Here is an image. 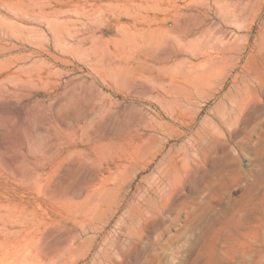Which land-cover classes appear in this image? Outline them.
<instances>
[{
  "label": "rangeland",
  "instance_id": "rangeland-1",
  "mask_svg": "<svg viewBox=\"0 0 264 264\" xmlns=\"http://www.w3.org/2000/svg\"><path fill=\"white\" fill-rule=\"evenodd\" d=\"M0 264H264V0H0Z\"/></svg>",
  "mask_w": 264,
  "mask_h": 264
}]
</instances>
